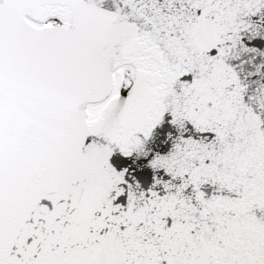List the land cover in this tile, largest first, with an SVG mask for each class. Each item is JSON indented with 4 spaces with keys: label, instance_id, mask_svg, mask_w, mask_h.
Here are the masks:
<instances>
[{
    "label": "snow or ice",
    "instance_id": "snow-or-ice-1",
    "mask_svg": "<svg viewBox=\"0 0 264 264\" xmlns=\"http://www.w3.org/2000/svg\"><path fill=\"white\" fill-rule=\"evenodd\" d=\"M0 264H264V0H0Z\"/></svg>",
    "mask_w": 264,
    "mask_h": 264
}]
</instances>
